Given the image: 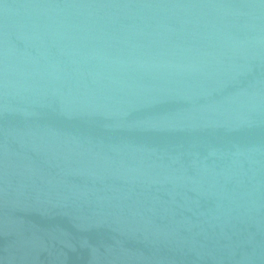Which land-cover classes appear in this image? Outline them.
Returning a JSON list of instances; mask_svg holds the SVG:
<instances>
[{
    "label": "water",
    "instance_id": "obj_1",
    "mask_svg": "<svg viewBox=\"0 0 264 264\" xmlns=\"http://www.w3.org/2000/svg\"><path fill=\"white\" fill-rule=\"evenodd\" d=\"M0 264H264V0H0Z\"/></svg>",
    "mask_w": 264,
    "mask_h": 264
}]
</instances>
